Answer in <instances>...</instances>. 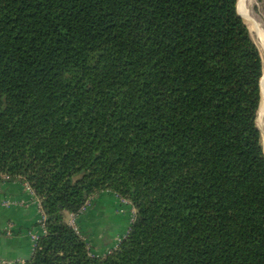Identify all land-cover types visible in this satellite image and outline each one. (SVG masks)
<instances>
[{
	"label": "trees",
	"instance_id": "obj_1",
	"mask_svg": "<svg viewBox=\"0 0 264 264\" xmlns=\"http://www.w3.org/2000/svg\"><path fill=\"white\" fill-rule=\"evenodd\" d=\"M263 72L240 0H0V182L47 218L23 264H264ZM103 191L136 215L97 258L61 216Z\"/></svg>",
	"mask_w": 264,
	"mask_h": 264
},
{
	"label": "rangeland",
	"instance_id": "obj_2",
	"mask_svg": "<svg viewBox=\"0 0 264 264\" xmlns=\"http://www.w3.org/2000/svg\"><path fill=\"white\" fill-rule=\"evenodd\" d=\"M244 10L247 16L241 8L242 18L250 30L264 64V14H262L257 0H245ZM257 126L262 134L264 147V115H258ZM5 203H10L5 207L19 206L22 209L35 204L40 215L38 223L43 229H46L47 218L40 200L37 203L30 201L14 203L10 200L4 202V205ZM135 215L136 209L128 200L118 197L111 191H103L89 199L86 209L81 215L72 216L63 213L61 220L78 230L91 248L93 256L105 258L114 252L125 238ZM37 237H34L33 240L35 241Z\"/></svg>",
	"mask_w": 264,
	"mask_h": 264
},
{
	"label": "crops",
	"instance_id": "obj_3",
	"mask_svg": "<svg viewBox=\"0 0 264 264\" xmlns=\"http://www.w3.org/2000/svg\"><path fill=\"white\" fill-rule=\"evenodd\" d=\"M8 200L37 203L39 199L27 190L26 184L0 182V259L23 263L33 254V238L45 234L46 229L38 223L40 215L35 204L23 209L19 206L8 208L4 206Z\"/></svg>",
	"mask_w": 264,
	"mask_h": 264
},
{
	"label": "built area",
	"instance_id": "obj_4",
	"mask_svg": "<svg viewBox=\"0 0 264 264\" xmlns=\"http://www.w3.org/2000/svg\"><path fill=\"white\" fill-rule=\"evenodd\" d=\"M26 188H27V190H29V191H31L32 193H34L28 184H26ZM9 204H10V203H5L4 206H9ZM85 209H86V208H84V210H85ZM72 216H74V215H72ZM74 229L78 232V230H77L75 227H74ZM45 233H46V232H45ZM39 237H40V236H39ZM39 237H37V238L35 239V241H34V248H35V246H36V243H37ZM23 263H24V262H23ZM23 263H14V262L9 261V260L0 259V264H23Z\"/></svg>",
	"mask_w": 264,
	"mask_h": 264
},
{
	"label": "bare ground",
	"instance_id": "obj_5",
	"mask_svg": "<svg viewBox=\"0 0 264 264\" xmlns=\"http://www.w3.org/2000/svg\"><path fill=\"white\" fill-rule=\"evenodd\" d=\"M244 5H245V0H241V8H242V11L243 13L245 14V16H247L245 10H244ZM261 89H262V85H261ZM262 91V90H261ZM261 116L264 115V99H263V102H262V105H261V108H260V113H259Z\"/></svg>",
	"mask_w": 264,
	"mask_h": 264
},
{
	"label": "water",
	"instance_id": "obj_6",
	"mask_svg": "<svg viewBox=\"0 0 264 264\" xmlns=\"http://www.w3.org/2000/svg\"><path fill=\"white\" fill-rule=\"evenodd\" d=\"M264 148V147H263Z\"/></svg>",
	"mask_w": 264,
	"mask_h": 264
}]
</instances>
